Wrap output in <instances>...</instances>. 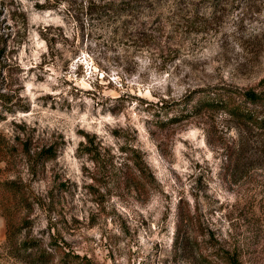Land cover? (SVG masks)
<instances>
[{
    "label": "rangeland",
    "instance_id": "1",
    "mask_svg": "<svg viewBox=\"0 0 264 264\" xmlns=\"http://www.w3.org/2000/svg\"><path fill=\"white\" fill-rule=\"evenodd\" d=\"M217 86L264 91V0H0V264H264V128L182 117Z\"/></svg>",
    "mask_w": 264,
    "mask_h": 264
},
{
    "label": "trees",
    "instance_id": "2",
    "mask_svg": "<svg viewBox=\"0 0 264 264\" xmlns=\"http://www.w3.org/2000/svg\"><path fill=\"white\" fill-rule=\"evenodd\" d=\"M215 90V91H213ZM200 97L196 100H188L187 103L183 106V109H186L188 106H191L190 111H187L184 116V119L188 117L196 116L202 113L203 111H214V110H225L234 120L243 123L245 125H258L261 128H264V91L263 92H254V91H244L240 92L238 90H233L230 88L217 86L212 87L206 90H199ZM5 96L0 94V100L4 103L3 98ZM22 111H26L27 108H21ZM5 112L11 111V108H6ZM183 113V112H180ZM182 115V114H179ZM181 117V116H180ZM176 116H174V119ZM27 150H25V153ZM54 155V151L51 148L41 149L36 154L35 157L41 159L43 157H51ZM136 174L133 175L138 180L137 182H148L147 174L145 169L138 162L135 163ZM60 249V248H57ZM62 254L61 263L65 264H74L72 259L74 256H69L68 254L62 252V250H57L54 252V255ZM39 258V260L48 262L51 261L50 254H46Z\"/></svg>",
    "mask_w": 264,
    "mask_h": 264
}]
</instances>
